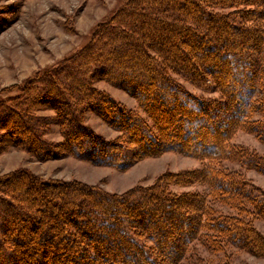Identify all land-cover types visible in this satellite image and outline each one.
<instances>
[{
	"label": "trees",
	"instance_id": "trees-1",
	"mask_svg": "<svg viewBox=\"0 0 264 264\" xmlns=\"http://www.w3.org/2000/svg\"><path fill=\"white\" fill-rule=\"evenodd\" d=\"M175 76L220 98L201 99ZM32 79L0 100V155L17 148L39 162L71 156L127 170L175 152L204 164L120 195L25 168L1 175L0 264H175L197 239L264 259L254 226L264 191L223 166L264 175L263 156L229 142L243 130L264 143V0H126L87 45ZM99 81L129 94L145 117ZM87 111L119 135L96 133ZM49 124L61 142L46 138ZM193 185L208 191L171 190Z\"/></svg>",
	"mask_w": 264,
	"mask_h": 264
},
{
	"label": "rangeland",
	"instance_id": "rangeland-1",
	"mask_svg": "<svg viewBox=\"0 0 264 264\" xmlns=\"http://www.w3.org/2000/svg\"><path fill=\"white\" fill-rule=\"evenodd\" d=\"M126 0H0V100L19 95V87L33 80L37 74L51 70L65 62L75 52L88 44L99 24L111 16ZM175 78L191 93L201 99H218V92H208L195 87L184 79ZM99 91L110 95L126 108L145 117L137 101L125 91L105 81L94 84ZM44 116H54L52 111H41ZM255 114L253 120H259ZM85 122L105 139H115L119 133L109 127L90 111L85 114ZM47 139L61 142L57 124H49L45 129ZM230 144L243 147L264 157V143L254 134L238 130L230 139ZM199 159L175 152L147 157L127 170L113 167L95 166L71 156L59 160L39 162L30 154L17 148H10L0 155V176L18 169H28L42 180L78 181L96 186L110 194H122L134 187H149L160 176L196 170L203 166ZM229 170L242 172L244 178L264 191V175L247 170L237 163L224 162ZM173 192L208 191L206 186L193 185ZM224 214H233L228 207L215 204ZM150 226L153 227L151 223ZM255 228L264 235V221L254 222ZM151 227V228H152ZM148 246L152 243L146 241ZM175 264H264L243 250L227 247L215 252L203 240H195L187 252Z\"/></svg>",
	"mask_w": 264,
	"mask_h": 264
}]
</instances>
